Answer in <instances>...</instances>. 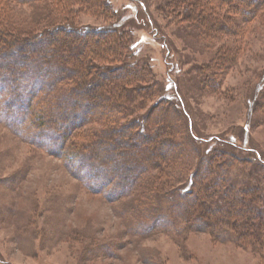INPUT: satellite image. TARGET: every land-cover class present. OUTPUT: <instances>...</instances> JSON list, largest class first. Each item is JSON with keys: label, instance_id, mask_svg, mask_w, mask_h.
Masks as SVG:
<instances>
[{"label": "rangeland", "instance_id": "374dc122", "mask_svg": "<svg viewBox=\"0 0 264 264\" xmlns=\"http://www.w3.org/2000/svg\"><path fill=\"white\" fill-rule=\"evenodd\" d=\"M177 1L0 0V17L7 16L0 28L12 21L8 27L13 34L28 30L31 37L56 27V35L67 33L77 43L91 30L87 33L98 40L101 65L112 67L114 84L119 82L115 70L137 71L122 83L126 90L140 86L147 92L121 102L132 116H140V126L126 129L119 147L125 142L157 147L170 128L181 144L168 156H150L151 164L145 161L149 153L141 155L145 171L130 175L127 188L119 172L90 178L78 169L76 151L83 148L87 157L94 136L130 118H119L117 110L110 125L104 116L92 118L74 128L58 149L52 136L35 137L45 130L32 124V118L7 113L3 90L0 264H264V225L257 238L242 239L234 237L237 230L224 231L225 226L236 229L241 215L227 219V224L210 214L212 229L205 232L169 228L165 221L174 222V215H160L178 200H162L156 186L170 177L176 181L173 186H179L182 172L190 177L210 154H220L215 160L226 168L224 183L234 192L252 189L247 198L258 193L256 204L264 212V7L244 18V8H249L245 4L254 0L234 12L216 5L218 24L234 21L227 32L211 36ZM67 24L70 29L63 28ZM127 42L133 44V55L126 50ZM35 53L28 58L33 61ZM13 54L9 58L16 59ZM64 89L55 84L45 98L60 96Z\"/></svg>", "mask_w": 264, "mask_h": 264}, {"label": "trees", "instance_id": "16d2710c", "mask_svg": "<svg viewBox=\"0 0 264 264\" xmlns=\"http://www.w3.org/2000/svg\"><path fill=\"white\" fill-rule=\"evenodd\" d=\"M245 1L179 0L177 3L182 6L184 12L185 9L189 11L190 16L188 14L187 16L198 19L204 34L212 36L213 33L218 31L227 32L229 26L233 25L232 18L227 21L229 26L223 22L218 24L216 22L215 8L224 4L227 10L234 12L241 5L243 6ZM96 3L99 4V0ZM250 3L249 5L245 4L249 8H244L243 6L245 9V12L243 11L244 18H247L248 15L254 16L256 14L254 9L264 7L263 0H257V2L254 0L253 3ZM101 4L104 5L103 2ZM252 4L256 5L251 7ZM108 9H106L107 11L105 10L106 13H110ZM4 17L7 18L5 15ZM113 17L111 14L109 20L113 21L115 19ZM2 19L0 17V23ZM10 22L11 24H8V26H13V22ZM8 26H5V29L0 28V95L3 94V90L6 91L4 93L7 96L5 107L8 114L12 117L32 118V124L45 130L44 134L42 133L43 131L41 132L42 135H40L41 133L36 134V138L45 136L51 139L52 136V141H58L59 149L74 128L83 126L92 118L104 116L105 122L108 120V124L110 122L115 123L112 118H115L116 114L111 116V113L115 110L119 112V114L117 113L119 118L125 115V117L130 118V120L126 121L127 123L124 122L117 126L113 125L106 128L99 135L101 137L98 135L94 136V139L89 142L91 153H87V157L81 151L83 148L76 151L77 157L80 158L78 169L87 171L91 176L90 178L96 179L109 171L119 172L118 174H122L119 177L121 178L120 182L127 188L128 182H130V175L145 171L144 165L140 163L142 160L141 155L149 153V157L145 161L146 163L148 162L147 164H151L150 156L154 159H160L165 155L168 156L173 151L175 152L176 149H180L181 144L175 142L173 138L175 132L172 128H170V131L166 129V136L159 142L157 147H146L136 143L128 144V142L124 143L126 147H119L118 143L122 141L126 129L139 127L141 121L140 116H132L133 111L121 100L124 101L126 98L132 97L137 99L143 95L146 89L140 86L134 87V90H132L133 88L130 90L125 89L126 86L122 83L124 79L138 74L134 69L123 70L119 68L115 70L118 74L117 79H119V82L114 84V79L110 76L112 67L101 65L98 40L92 38V35H89L90 33H87L91 30L85 31L86 33L83 34L84 38L77 43L67 33L64 35L60 34V36L56 35V27L50 29L47 27L43 32L39 30L29 37L27 34L28 30L27 33L19 32L16 35L13 34L12 29ZM68 26V24L67 26L63 25V28L70 29ZM235 27H230V30H235ZM80 30L72 28V31L76 33H80ZM56 31L59 32L58 29ZM42 33H47V35L44 36ZM87 35L91 37L85 39ZM94 36H96V32ZM89 43L91 45L87 46ZM126 50L128 54L133 55V44L127 42ZM35 51L37 52L35 53ZM31 52L35 53L36 56L33 60L34 63L32 59L28 58ZM12 54L16 55V59L9 58V56L12 57ZM9 60L11 62H8ZM121 71H124L126 75L124 76ZM20 81L24 82L21 83ZM55 84H60L65 89L60 96L46 99L45 93L50 92V87ZM19 102H22V104L17 109H14L13 106L16 103L19 104ZM14 123L16 124V122ZM115 134L118 137L120 136V140L114 136ZM179 155H181V152L177 154V156ZM216 155L220 154H210L202 168H195L190 177L184 176L186 172H182L183 178L179 186H173L176 181L172 177H170L168 182L156 186V194L160 195L163 193L161 196L162 200L166 198V200L170 201L171 197L172 202L173 200H178L177 203H172V208L166 207L167 214L164 212V214L160 215L168 218H172L174 215V222L168 223V220L165 221L167 223L166 226H169V228L177 226L181 230L203 232L212 229L210 214L215 215L217 219L222 221L224 218L225 220L233 219L234 216L241 215L244 217L240 221L241 224L235 225L236 229L225 226L224 231L237 230L234 234L235 238H257L264 225V212L256 204L260 201V196L257 193L255 196L252 194L248 198L245 197L252 192V189L248 188H239L237 192L231 190L233 187L224 183V178H226V172H224L226 168H223L224 163L217 162L215 160ZM185 167H187L186 170L189 169L188 165H185ZM160 186H172L169 189L172 191H164Z\"/></svg>", "mask_w": 264, "mask_h": 264}]
</instances>
